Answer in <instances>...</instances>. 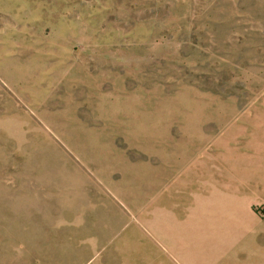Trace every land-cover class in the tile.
Listing matches in <instances>:
<instances>
[{
    "label": "rangeland",
    "instance_id": "obj_1",
    "mask_svg": "<svg viewBox=\"0 0 264 264\" xmlns=\"http://www.w3.org/2000/svg\"><path fill=\"white\" fill-rule=\"evenodd\" d=\"M75 248L264 264V0H0V264Z\"/></svg>",
    "mask_w": 264,
    "mask_h": 264
},
{
    "label": "crops",
    "instance_id": "obj_2",
    "mask_svg": "<svg viewBox=\"0 0 264 264\" xmlns=\"http://www.w3.org/2000/svg\"><path fill=\"white\" fill-rule=\"evenodd\" d=\"M207 198V196H205ZM196 207H197V203H196ZM228 208V210H227ZM197 208H195V214L196 217L198 216L200 220H202L203 218L208 219V224L211 226H214L215 228H217L219 226L220 223L214 222L217 221V219H220V217H222V215H224V211L226 212V216H228V218L230 219V224L232 225L233 229H235L234 231H236L237 233L239 232L236 228V223H235V209H233V207H230L228 204V201L226 200V198L220 197L218 199H215L213 201H209L207 198V203H206V208L204 207L203 204H201L199 206V211L197 212ZM200 213L204 214L201 215ZM218 225V226H217ZM214 229V228H212ZM217 230V229H216ZM96 241V240H95ZM76 252V257H75V264L80 263L79 261V255L77 254V252L79 251L78 248H75ZM74 263V261H73ZM204 263V261H203ZM202 264V263H201Z\"/></svg>",
    "mask_w": 264,
    "mask_h": 264
}]
</instances>
